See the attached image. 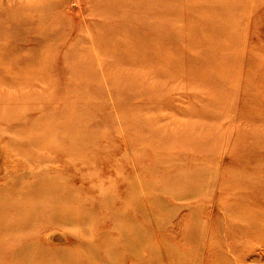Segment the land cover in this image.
<instances>
[{
    "label": "rangeland",
    "instance_id": "rangeland-1",
    "mask_svg": "<svg viewBox=\"0 0 264 264\" xmlns=\"http://www.w3.org/2000/svg\"><path fill=\"white\" fill-rule=\"evenodd\" d=\"M262 184L264 0H0V264H264Z\"/></svg>",
    "mask_w": 264,
    "mask_h": 264
},
{
    "label": "bare ground",
    "instance_id": "bare-ground-1",
    "mask_svg": "<svg viewBox=\"0 0 264 264\" xmlns=\"http://www.w3.org/2000/svg\"><path fill=\"white\" fill-rule=\"evenodd\" d=\"M246 180H247V177H245L244 174H239V177L236 181V186L239 187V191H241L242 184ZM243 188L246 189L245 191H247V188L249 189L248 186L243 187ZM254 188H255L253 190L254 193L257 191V189L260 190V188H258L256 186H254ZM261 188H262L261 193L258 194L256 192L255 195L253 194V196H250L246 193L238 194L239 196L237 195V200H235L233 203H231L232 205H231V207L228 208V211L229 212L232 211L235 214H239L240 219H243V218L248 219V224H249V227L247 228L248 233L251 234V237L253 240L259 241L260 247L264 249V184H262ZM250 193H252V192H250ZM255 207L259 208V209H256ZM31 214H32L31 212L24 213V215H22V217L20 219H18V224L19 225L22 224V226H28L32 222L31 221L32 220ZM63 219L67 220L70 218L67 216H64ZM13 231L16 232L15 230H13ZM55 234H57V233H55ZM49 236H47V237H49ZM52 236L53 235H51V237ZM61 236L62 235L60 234V236H56L55 239L57 238L60 240V239H62ZM85 237H86V234H85ZM63 238H64V236H63ZM56 242H57V240H56ZM62 242H64V241H62ZM107 251L110 252V248H108ZM64 255L69 256V254H65V253H64Z\"/></svg>",
    "mask_w": 264,
    "mask_h": 264
}]
</instances>
